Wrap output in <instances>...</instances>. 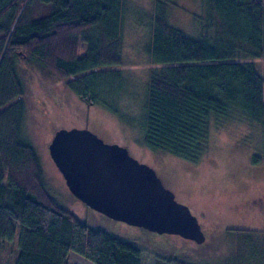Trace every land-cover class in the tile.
<instances>
[{
    "label": "trees",
    "instance_id": "1",
    "mask_svg": "<svg viewBox=\"0 0 264 264\" xmlns=\"http://www.w3.org/2000/svg\"><path fill=\"white\" fill-rule=\"evenodd\" d=\"M176 1L154 0L146 49L160 67L147 81L141 127L148 147L196 162L212 116L239 109L264 126V78L253 62L264 57V0H199L196 34L168 21L164 9ZM125 9L126 0H0V246L18 229L13 264H68L71 252L92 264H142L137 244L61 207L20 130L19 58L64 79L88 104L119 113L122 80L111 66L122 61ZM153 264L195 263L155 256Z\"/></svg>",
    "mask_w": 264,
    "mask_h": 264
},
{
    "label": "rangeland",
    "instance_id": "2",
    "mask_svg": "<svg viewBox=\"0 0 264 264\" xmlns=\"http://www.w3.org/2000/svg\"><path fill=\"white\" fill-rule=\"evenodd\" d=\"M154 0H126L121 37V84L114 103L119 113L99 103L88 104L64 79L19 58L18 73L25 83L21 134L35 148L43 181L66 210L90 226L134 242L142 264L155 256H176L195 264H264V126L250 121L239 109L226 117H211L208 147L196 162L145 145L141 127L147 81L160 64L149 60L147 43ZM168 21L190 34L197 33L199 0H177L165 7ZM83 46L80 45V53ZM264 78V57L253 59ZM116 84L115 79L110 82ZM113 103V100H112ZM113 103V104H114ZM87 128L107 143L125 146L129 153L155 169L178 202L186 204L205 233L201 242L175 233H157L112 219L75 197L48 145L57 129ZM231 228H235L232 230ZM15 237L3 240L0 264H13L18 253ZM68 264H92L71 252Z\"/></svg>",
    "mask_w": 264,
    "mask_h": 264
},
{
    "label": "water",
    "instance_id": "3",
    "mask_svg": "<svg viewBox=\"0 0 264 264\" xmlns=\"http://www.w3.org/2000/svg\"><path fill=\"white\" fill-rule=\"evenodd\" d=\"M49 153L72 194L106 216L157 233L201 242L205 233L190 208L175 199L150 165L125 146L87 128L57 129Z\"/></svg>",
    "mask_w": 264,
    "mask_h": 264
}]
</instances>
